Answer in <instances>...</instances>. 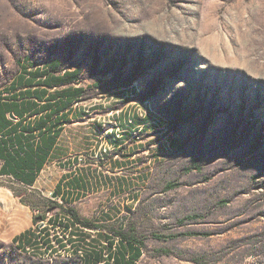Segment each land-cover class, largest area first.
<instances>
[{
  "label": "rangeland",
  "instance_id": "1",
  "mask_svg": "<svg viewBox=\"0 0 264 264\" xmlns=\"http://www.w3.org/2000/svg\"><path fill=\"white\" fill-rule=\"evenodd\" d=\"M53 61L77 75L80 103L104 104L109 132L140 145L119 169L121 151L105 145L102 173L128 180L116 195L91 191L82 217L135 235L134 264H264V0H0V91L23 65ZM8 185L34 215L59 213L42 191ZM0 264L83 263L0 236Z\"/></svg>",
  "mask_w": 264,
  "mask_h": 264
},
{
  "label": "crops",
  "instance_id": "2",
  "mask_svg": "<svg viewBox=\"0 0 264 264\" xmlns=\"http://www.w3.org/2000/svg\"><path fill=\"white\" fill-rule=\"evenodd\" d=\"M20 73L21 70L1 90L11 92L16 88L18 100L0 103V236L12 241L31 228L34 211L21 195L14 193L9 181L40 190L50 196L48 199L74 208L87 220L75 207L77 203L91 191L104 187L116 195L118 188L128 180L113 179L102 173V164L108 166L101 159L102 149L107 144L121 151L125 159H114L109 164L119 169L134 163L131 150L140 146L133 131L120 134L106 129L104 104L80 103L86 93L84 88L82 95L74 99L73 92L78 85L74 86L73 82L66 81L51 88L40 81L37 84L35 79L32 86H28L19 78ZM64 73L57 74L63 76ZM48 81L53 82L54 78ZM131 92L137 96L139 91L132 89ZM131 108L114 115L119 126L124 125ZM160 130H141V134L157 138ZM165 149V143H158L153 157L157 158ZM54 193H57L55 198ZM111 218L109 213L103 220Z\"/></svg>",
  "mask_w": 264,
  "mask_h": 264
},
{
  "label": "trees",
  "instance_id": "3",
  "mask_svg": "<svg viewBox=\"0 0 264 264\" xmlns=\"http://www.w3.org/2000/svg\"><path fill=\"white\" fill-rule=\"evenodd\" d=\"M60 64L58 62H52L50 64H47L46 66L43 65L37 66V64H28L23 65L21 68V73L19 74V78L24 81L23 84L25 85H31L33 84V81L36 79L37 84H39V81L42 82L43 85H49L51 88H55L59 84H62L64 82H73L75 81V77L77 76L73 72L66 71L63 76L60 74H57L58 72H61V69H59ZM51 78H54L53 82H50ZM41 84V83H40ZM14 91L11 92H1L0 91V103H16L18 100L16 96V88L13 89ZM84 89L81 87H77L73 92V98H77L78 96H81ZM152 112H150L151 114ZM150 117L146 118L149 119ZM145 119V120H146ZM151 119V118H150ZM141 121V120H140ZM151 126V125H149ZM174 184L170 185V188H173ZM14 193L16 195H20L19 192L14 190ZM22 200L26 201L24 197H22ZM47 204V210L59 208V213H65L68 215L69 221L72 224L80 223L89 227L94 226H104L97 225L96 223L90 222L86 219H82L77 211L69 206H65L61 203H58L52 199H43ZM27 202V201H26ZM37 208L34 207V210ZM40 217H46L45 213H36L34 215V221L39 219ZM59 215L56 216V219H58ZM31 228L28 229L24 234H22L18 239H16L14 242L22 243L30 234ZM113 235H116L120 237V241L117 244V246L114 249L115 246V240L113 237L107 234H100L101 238L106 239L109 242L108 246H102L99 247L98 245L99 240H95L97 242V245H93V247L89 248V251L86 254V258L82 260L83 264H98L103 259V252L104 249H107L110 251L109 260L106 262V264H134L142 255V246L143 243L131 233L127 231H121V230H114L112 232ZM202 234L201 232L194 231V232H186V233H180L178 235H197ZM102 235V236H101ZM105 236V237H104ZM100 249V250H99ZM53 259V258H51Z\"/></svg>",
  "mask_w": 264,
  "mask_h": 264
},
{
  "label": "bare ground",
  "instance_id": "4",
  "mask_svg": "<svg viewBox=\"0 0 264 264\" xmlns=\"http://www.w3.org/2000/svg\"><path fill=\"white\" fill-rule=\"evenodd\" d=\"M97 239L101 240L100 242L104 241V244L98 245L99 247H101L100 245L107 246V241L100 237V233H95V227L77 224V227H70V229L58 228L52 230L51 236L44 237L41 242H32L31 253L49 258L58 256L73 257L77 255L82 261L86 258L89 248L97 245L95 241ZM28 241H32V228L28 237L17 246L21 250H28ZM101 261H104V254Z\"/></svg>",
  "mask_w": 264,
  "mask_h": 264
},
{
  "label": "built area",
  "instance_id": "5",
  "mask_svg": "<svg viewBox=\"0 0 264 264\" xmlns=\"http://www.w3.org/2000/svg\"><path fill=\"white\" fill-rule=\"evenodd\" d=\"M140 103H143V101ZM145 114H147V113L144 112V108L141 106V110L139 111L138 116L145 117ZM133 120H136V118H132L131 121H133ZM58 215H59V217H58V219H56V216H58ZM56 216L55 217H49L46 215V217H40L36 221H33V224L31 226V228H32V241H28V250H23V251H25L29 254H33L34 256L45 257V256H41L40 254L31 253L32 242H41V240H43L44 237L51 236L52 230H55L58 228L70 229V227H77V224H80V223H75V224L70 223V221H69L70 217L68 215H66L65 213H58ZM96 224L102 225V222L99 221ZM94 227H95V233L107 234V231L104 228V226L103 227L102 226H94ZM107 235H109V234H107ZM110 236L113 237L115 240V246H114V249H115V247L117 246V244L120 241V237L113 235V234ZM108 245H109V242L107 241V246ZM103 254H104V261H100L99 263H106L109 260L110 251L105 249ZM77 257L79 258V256H77Z\"/></svg>",
  "mask_w": 264,
  "mask_h": 264
},
{
  "label": "water",
  "instance_id": "6",
  "mask_svg": "<svg viewBox=\"0 0 264 264\" xmlns=\"http://www.w3.org/2000/svg\"><path fill=\"white\" fill-rule=\"evenodd\" d=\"M146 100H148V99H146ZM145 101V100H144ZM53 197L55 198V197H57V193H54L53 194Z\"/></svg>",
  "mask_w": 264,
  "mask_h": 264
}]
</instances>
